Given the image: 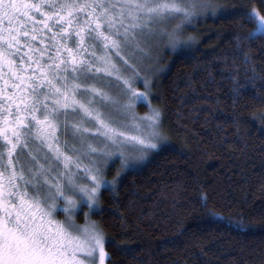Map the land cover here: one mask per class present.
<instances>
[{
    "label": "snow or ice",
    "instance_id": "obj_1",
    "mask_svg": "<svg viewBox=\"0 0 264 264\" xmlns=\"http://www.w3.org/2000/svg\"><path fill=\"white\" fill-rule=\"evenodd\" d=\"M209 10L212 0H0V264H104L99 222L75 217L95 210L110 160L134 171L167 143L160 110H135L149 93L134 87L129 52L154 50L151 38L188 45L184 26Z\"/></svg>",
    "mask_w": 264,
    "mask_h": 264
},
{
    "label": "trees",
    "instance_id": "obj_2",
    "mask_svg": "<svg viewBox=\"0 0 264 264\" xmlns=\"http://www.w3.org/2000/svg\"><path fill=\"white\" fill-rule=\"evenodd\" d=\"M228 1L156 78L165 150L101 192L107 264H264V4Z\"/></svg>",
    "mask_w": 264,
    "mask_h": 264
},
{
    "label": "rangeland",
    "instance_id": "obj_3",
    "mask_svg": "<svg viewBox=\"0 0 264 264\" xmlns=\"http://www.w3.org/2000/svg\"><path fill=\"white\" fill-rule=\"evenodd\" d=\"M212 3L216 6L215 14H213L212 11L209 10L208 12H205V13L199 15L194 21H192V23L186 24L184 26L183 35L185 37H187V36L193 37L192 41L189 44H191L193 41L199 42V40L206 33H210L212 31L211 27L206 26L207 25L206 22H207L208 18H214V17L222 14V11H221L222 9L227 10L228 7H230L229 6L230 2L228 0H212ZM250 15L257 20L256 27L251 31V35H256V34L264 32V22H261L259 20L258 12L256 10H255V12L251 11ZM174 23H176L175 20L170 21L169 26L171 24H174ZM189 44H188V46H189ZM186 46H183V47H180L177 49H172V48H170L169 45H167L163 41L158 42L156 38H151L147 47L153 48L154 50L145 51L143 53H141V52H136V53L129 52V55H135L136 59L139 60L138 67L141 69V72H140L141 78L138 82H136L134 84V87L141 89V91H147L149 93L147 100H142L140 98L136 99L135 110L138 114L143 115L145 113H148L149 112V105L151 107L159 109L157 106H154L152 101H151V97H153V94L155 93L154 86H155L156 81H157L156 78L161 74V71L164 69L165 66H163V63L167 62L169 55H174L175 53L185 49ZM145 78L148 80V86L147 87L145 86V84L143 82V80ZM139 106H143L144 108L140 109ZM116 118L119 120L124 119L123 116H118ZM65 135H67V139L71 140L70 131L67 134H65L63 132L61 133V139L62 140L65 138ZM151 156H152V154L150 155V157ZM148 160H149V158L146 161H148ZM145 162H142L139 167H141ZM109 164H110V166L107 167L106 171H105V178L108 181V183L101 185V192L104 188L115 189L117 187V185L119 184L122 176L129 171L127 168L121 167V161L119 159H115L114 162H112L110 160ZM139 167H137V168H139ZM114 178H115V183H113ZM101 192H100V195H101ZM100 195L98 197V203L96 204L95 210L90 209L89 206L85 204L83 212H81V214L79 216L75 217L78 223L83 222L84 213H88L89 217L92 220H96L92 214L95 211L99 210L101 207L100 206ZM64 215L65 214L63 213V211H59L57 213V218L62 219L64 217ZM79 219H80V221H79ZM103 233H104V231H103ZM104 235H105V233H104ZM105 242H106V235H105ZM97 264H99L98 254H97ZM104 264H107V257L104 261Z\"/></svg>",
    "mask_w": 264,
    "mask_h": 264
}]
</instances>
